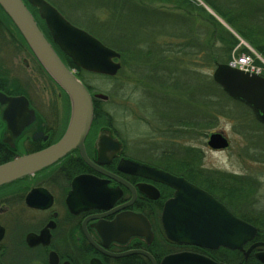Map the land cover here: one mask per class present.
<instances>
[{
	"label": "flooded vegetation",
	"instance_id": "af4514ba",
	"mask_svg": "<svg viewBox=\"0 0 264 264\" xmlns=\"http://www.w3.org/2000/svg\"><path fill=\"white\" fill-rule=\"evenodd\" d=\"M46 1L69 23L99 40L80 20L67 15L68 2L62 5V2ZM24 3L63 64L75 75L87 73L78 70L60 50L38 10ZM79 19L85 20L83 16ZM23 63L33 73L27 81L23 80V75H6V67L0 65V93L5 97H24L33 111L31 119L23 116L21 108L17 120L29 122L12 126L8 113H4L7 106L0 104V164L55 143L69 118L66 94L35 58L31 63ZM96 101L104 102L94 98L92 104ZM164 112L166 124H174L181 118L176 115L177 108L166 106ZM109 115L108 111H99L96 121L91 120L83 141L92 166L73 150L58 162L0 187V264H264V232L249 221V217L261 209H254V204L248 203L241 193L247 191L248 183L244 178L233 176L237 180L230 182L222 173L218 176L193 170L194 176L188 177L187 173L172 170L166 165L167 161L182 162V155L152 152L148 144L143 145L149 141L139 142L133 131L110 121ZM102 131L109 132L113 141L96 146ZM132 165L183 178L224 208L218 212L182 211L179 221L183 225H206L214 222L216 215L219 222L226 223V214H229L253 226L254 234L234 248L216 245L215 240H211L210 229L205 227H196V231L209 238L204 241L206 245L170 239L162 214L175 190L160 180L159 175L141 174ZM228 183L239 196H231ZM189 230L188 226L183 228V231Z\"/></svg>",
	"mask_w": 264,
	"mask_h": 264
},
{
	"label": "trees",
	"instance_id": "16d2710c",
	"mask_svg": "<svg viewBox=\"0 0 264 264\" xmlns=\"http://www.w3.org/2000/svg\"><path fill=\"white\" fill-rule=\"evenodd\" d=\"M200 1L222 18L239 37L264 58V30L258 26L257 19L247 23L245 13L237 12L238 6L233 5L231 0L225 6L215 0ZM166 3L183 10V13L165 12L154 7V4L164 5ZM100 9L106 14L102 21L93 16L94 12ZM95 11L93 13L86 11V14H89L88 18L97 22V28L88 27L89 30L105 46L120 54L121 68L118 74L125 70L129 78L142 85L141 97L153 99L149 108L155 109L158 100L168 106L173 98L178 100L175 95L191 104L184 106L183 112H177L176 115L181 118L174 124H166L163 121L164 110H153L155 113L153 116L139 112L140 115L137 117L147 125L153 124L154 132L160 133L162 138L160 143L163 146L158 152L159 155L183 156L182 162L167 161L168 168L187 173L188 177L194 176L191 172L198 170L195 162L200 159L199 149L189 145H179L181 148L176 150L173 142L175 138H186L195 134L206 137L218 116L231 119L234 124L233 130L243 137L248 134L252 138L257 137V130L251 126L253 123L264 128V125L254 119L247 106L231 99L212 80L211 76L200 74L202 68H214L217 64H226L232 53H248L249 50L244 46H238L239 40L236 36L195 0H115L99 4ZM195 15L209 22L210 29L207 32L200 31L198 25L196 26ZM171 17L181 20L185 31H164L167 18ZM0 30L4 34L7 33L14 47H21L32 55L23 38L1 8ZM3 39L0 35L1 43L5 42ZM211 39H213L212 42H210ZM76 75L89 91H93V87L83 79V72ZM108 97L114 99L119 98V95L117 91H113L108 93ZM92 106V122H95L99 111L104 113L107 111L99 101ZM109 118L110 121L113 120L110 115ZM150 138H152L151 135L143 137L145 141H149ZM248 141L254 150L255 147L258 148L252 143L253 139H248ZM246 149L249 151L250 148L246 147ZM249 156L251 159L261 161L263 158L262 156ZM247 183L250 185L249 182ZM254 215L249 217V221L264 232V222L259 225L256 223L264 221V210L255 211Z\"/></svg>",
	"mask_w": 264,
	"mask_h": 264
},
{
	"label": "water",
	"instance_id": "95a60500",
	"mask_svg": "<svg viewBox=\"0 0 264 264\" xmlns=\"http://www.w3.org/2000/svg\"><path fill=\"white\" fill-rule=\"evenodd\" d=\"M24 1L38 10L39 17L44 20L53 41L76 67L86 72L109 77H113L121 67L120 55L117 51L69 23L46 0H0L1 10L17 29L38 64L66 94L69 102V118L62 136L44 149L0 164V187L58 162L73 150H77L84 162L92 166L83 147V141L92 120V99L105 101L108 98L106 94L100 92L89 93L83 83L63 64ZM205 8L213 15L210 9ZM217 20L231 31L220 19ZM211 77L231 99L247 106L254 119L264 125V75L249 74L221 63L214 67ZM0 104L7 106L4 113H8L9 125L24 126L29 122L27 119L22 122L17 120L21 108H23V116L28 115L31 119L33 118V111L28 108L24 97L11 98L0 93ZM109 140L113 141L109 137V132L102 131L96 139V146L104 145ZM206 144L212 150H222L229 145L227 139L219 132L210 133ZM132 167L141 174L149 172L159 175L160 180L175 190L174 197L165 203L162 214L163 226L170 239L206 245L204 241H209V238L202 237L196 231V227H205L210 229L211 240L214 239L216 245L222 244L234 248L239 247L254 234L253 226L241 223L229 214H226V223L219 222V217L216 215L215 221L206 225H183L179 221L182 211L212 210L218 212L224 208L206 192L183 178L160 171L155 172L153 169L139 165H132ZM187 226L191 230L183 231V228ZM220 229H222L221 233Z\"/></svg>",
	"mask_w": 264,
	"mask_h": 264
},
{
	"label": "rangeland",
	"instance_id": "374dc122",
	"mask_svg": "<svg viewBox=\"0 0 264 264\" xmlns=\"http://www.w3.org/2000/svg\"><path fill=\"white\" fill-rule=\"evenodd\" d=\"M56 2H62V5H65V2H68L71 7L68 5L65 9L67 15L73 17L76 20H80L87 27L97 28L96 23L88 18L89 14H86V11H90L93 13L101 3H109L115 0H54ZM197 3L202 5L200 0H195ZM219 4L225 6L228 4L229 0H215ZM233 5H237V12H243L246 16V22L249 23L252 20H258L257 24L264 30V0H231ZM153 6V5H152ZM203 6V5H202ZM155 8H159L162 11L174 12V13H183V10L176 9L174 5L170 4H154ZM204 7V6H203ZM205 8V7H204ZM209 8V7H208ZM210 9V8H209ZM211 10V9H210ZM207 11V10H206ZM212 11V10H211ZM208 12V11H207ZM213 12V11H212ZM261 17H260V15ZM213 15L216 16L214 18L220 19L225 26H227L231 32L236 36L239 40L238 46L246 47L249 50L255 51L244 39L239 37L226 23L220 18L217 14L213 12ZM80 16H83L85 20L79 19ZM97 20H104L106 17L105 12L100 9L96 10L93 14ZM196 26L200 31L205 30L207 32L210 29V24L206 19L195 15ZM93 24H92V23ZM166 25L164 31L168 32H181L185 31V27L182 24L181 20L177 18H167ZM227 29V28H226ZM228 30V29H227ZM0 35L5 42H0V65L3 64L4 70L6 71V75H23V80L27 81L30 79V75L33 73L29 71L28 66L23 62H33L34 57L30 55L25 49L21 47H14L9 39L7 33H2L0 31ZM213 39L210 40L212 42ZM237 46V47H238ZM258 56L260 55L255 51ZM236 55V54H234ZM261 56V55H260ZM231 58V57H230ZM232 60V59H231ZM230 60V61H231ZM229 61V62H230ZM255 63L258 64L256 61ZM34 65V64H33ZM39 66V65H38ZM28 69V71H27ZM212 67L202 68L200 74L202 76L212 74ZM127 71H122L120 74H116L114 77H103L95 74H83V79L90 86L93 87L94 92H100L108 95L109 92L117 91L118 97L108 99L104 102H101L103 108L110 112L114 122L123 124L125 126H121V128L133 131L135 134V138L139 140V142L144 141L143 137L146 135L147 137H151L149 142L143 145L150 146L152 152H159L162 149V144L160 143V133L154 132L153 124L147 125L143 120L138 119L139 112L148 113L149 115H155L154 111H161L166 109V106L158 100L156 103L155 109L149 108L153 99L141 97V89L142 85L140 83L135 82L131 78L128 77ZM37 77V76H36ZM34 77L35 82H38L37 78ZM33 83V81H31ZM39 85V84H38ZM39 88V87H38ZM55 91H58V88H54ZM158 95V94H157ZM178 100L176 101L174 98L169 101L168 106L170 108H177V111L183 112L185 110L184 106H190L191 104L187 101H183L182 97H178L175 95ZM223 101H225V98ZM140 101V104L138 102ZM139 105V107H137ZM151 123V122H150ZM252 123V121H251ZM233 122L231 119L223 116H218V118L214 121V126L209 130V133L219 132L221 133L229 143V146L222 150H211L206 145L207 136H201L199 134L186 137V138H175L173 144L175 145V149L181 148L180 146L189 145L199 149L200 159L195 162L197 166L196 171L202 173L204 172H213L214 174L221 176L220 174H225L228 176L230 182H233V176L235 178H244L246 182H249L250 185H247V191L241 192L244 193V197L246 198L248 203L254 204V209L264 210V128L251 124V126L257 130V137L252 138L250 134L246 135V137L233 130ZM162 129V127H161ZM207 134V135H208ZM163 137V136H162ZM172 139V138H170ZM248 139H253L252 143L257 145L258 148L250 146V142ZM148 144V145H147ZM248 144V145H247ZM180 145V146H179ZM246 147L250 148L249 151ZM174 149V150H175ZM247 154V155H246ZM249 155L262 156L261 160L251 159ZM247 156V157H246ZM195 166V167H196ZM224 176V177H225ZM233 189V185L228 183L226 185ZM237 193L234 195L233 193ZM231 196H239V192L231 190ZM254 216V214L252 215Z\"/></svg>",
	"mask_w": 264,
	"mask_h": 264
},
{
	"label": "built area",
	"instance_id": "2783aa9c",
	"mask_svg": "<svg viewBox=\"0 0 264 264\" xmlns=\"http://www.w3.org/2000/svg\"><path fill=\"white\" fill-rule=\"evenodd\" d=\"M256 60L259 61L258 64L255 63ZM229 65L244 72L264 74V60L256 54H254V56L241 54L240 56L232 57Z\"/></svg>",
	"mask_w": 264,
	"mask_h": 264
}]
</instances>
